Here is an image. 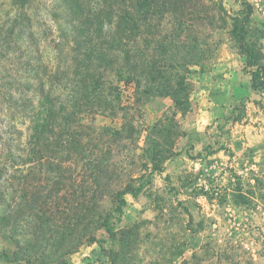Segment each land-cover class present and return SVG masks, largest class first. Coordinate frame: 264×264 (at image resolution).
Here are the masks:
<instances>
[{
  "label": "trees",
  "instance_id": "16d2710c",
  "mask_svg": "<svg viewBox=\"0 0 264 264\" xmlns=\"http://www.w3.org/2000/svg\"><path fill=\"white\" fill-rule=\"evenodd\" d=\"M241 5L246 23L252 6ZM226 25L222 4L213 0H0V237L16 249L14 260L25 252L39 264H71L67 256L92 225L112 233L124 194L136 196L148 180L116 189L112 212L97 203L112 165L95 150L99 132L91 118L124 110L122 81L183 110L186 77L171 72L206 70L216 50L212 36ZM245 55L251 89L260 92L264 64L249 46ZM129 122L105 133L128 137ZM74 158L77 171L69 165ZM61 199L67 227L59 237Z\"/></svg>",
  "mask_w": 264,
  "mask_h": 264
},
{
  "label": "rangeland",
  "instance_id": "374dc122",
  "mask_svg": "<svg viewBox=\"0 0 264 264\" xmlns=\"http://www.w3.org/2000/svg\"><path fill=\"white\" fill-rule=\"evenodd\" d=\"M213 1L222 4L227 25L212 36L216 50L207 69L171 72L186 77L183 110L169 97L136 94L122 81L124 110L91 118L99 132L95 150L112 165L97 203L112 212L116 189L148 183L136 196L124 194L111 234L90 227L91 235L67 256L71 264H264V89H251L245 55L249 46L264 64V0H245L252 6L246 23L243 0ZM124 121H130L128 137L105 133ZM69 165L81 168L77 158ZM66 206L61 199L59 237L66 235ZM13 251L0 237V264H39L25 252L14 260Z\"/></svg>",
  "mask_w": 264,
  "mask_h": 264
}]
</instances>
